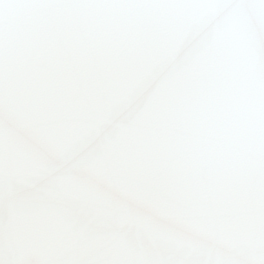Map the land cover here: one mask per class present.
<instances>
[{"label":"water","instance_id":"water-1","mask_svg":"<svg viewBox=\"0 0 264 264\" xmlns=\"http://www.w3.org/2000/svg\"><path fill=\"white\" fill-rule=\"evenodd\" d=\"M0 264H264V0H0Z\"/></svg>","mask_w":264,"mask_h":264}]
</instances>
